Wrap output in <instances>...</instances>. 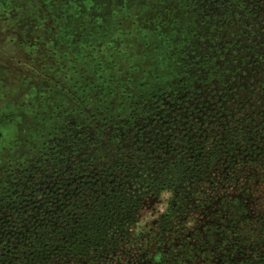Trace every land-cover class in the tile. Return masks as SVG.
I'll use <instances>...</instances> for the list:
<instances>
[{
  "label": "rangeland",
  "instance_id": "374dc122",
  "mask_svg": "<svg viewBox=\"0 0 264 264\" xmlns=\"http://www.w3.org/2000/svg\"><path fill=\"white\" fill-rule=\"evenodd\" d=\"M247 3L262 19L234 0H0V236L87 162H135L175 130L264 122V0ZM170 197H144L140 232Z\"/></svg>",
  "mask_w": 264,
  "mask_h": 264
},
{
  "label": "trees",
  "instance_id": "16d2710c",
  "mask_svg": "<svg viewBox=\"0 0 264 264\" xmlns=\"http://www.w3.org/2000/svg\"><path fill=\"white\" fill-rule=\"evenodd\" d=\"M241 7L261 18L258 4ZM174 134L144 172L85 175L57 192L10 263L264 264V208L248 205L264 197V122ZM144 191L171 195L148 233Z\"/></svg>",
  "mask_w": 264,
  "mask_h": 264
},
{
  "label": "flooded vegetation",
  "instance_id": "af4514ba",
  "mask_svg": "<svg viewBox=\"0 0 264 264\" xmlns=\"http://www.w3.org/2000/svg\"><path fill=\"white\" fill-rule=\"evenodd\" d=\"M234 1L238 2V4L234 6V8L245 6L248 4L247 3L248 0H234ZM256 19L259 18H257L256 16ZM260 19H262V15ZM188 125L190 126V124H187V126ZM188 128L190 127H187L186 129ZM182 131H186L189 136H194L193 132H196L197 129L196 131H193V128H191V130L184 129ZM182 131L175 130L174 132L180 133ZM174 132L171 134V136H173ZM168 138L171 137L169 136ZM168 138L166 142H164V144L162 145L157 144L156 146L157 148L151 152H148L144 157L143 156L133 157L135 158V162H133L132 160L119 159L117 160V162H114V164H110V165L99 164L97 166H93L92 163L87 162L83 167L75 168L70 174H68L66 178L56 179V181L51 182L45 188V190H40V192L38 193H40L41 198H32L34 200L22 203L25 206H20V210L17 211V216H18L17 218L22 223V228L20 230L21 232H19L20 227L17 226L18 225L17 223L19 221L14 220L13 224H10L13 225L12 230L6 229L5 236L4 235L0 236V243H4V246L0 248V262L2 264H11L10 259L17 258L19 256L18 255L19 251L23 249L22 242H24L25 239H30L35 229L37 228L36 222L38 220V217L42 216V214L47 210L48 206L51 205L52 200L55 197L54 195L57 194V192L62 193L65 190V187H67L70 184V182L75 181L76 178L82 179L83 176L85 175L95 176L101 172H107L109 170L125 173L127 174L126 176H129L128 171H132L133 167H136L138 170L144 172V170H146L149 164L153 161V158L156 159L159 153L166 150L164 146L167 143ZM161 139L165 141L164 137H162ZM155 154L156 156H154ZM136 161L138 162L136 163ZM125 170H127V172H125ZM132 179L136 180L135 182L138 183L140 180V174H137V172L133 173ZM146 192L148 193V191H144L145 194ZM9 205L11 206V208L15 206L14 204H9ZM40 220L43 221V217H40Z\"/></svg>",
  "mask_w": 264,
  "mask_h": 264
},
{
  "label": "snow or ice",
  "instance_id": "6c2138e0",
  "mask_svg": "<svg viewBox=\"0 0 264 264\" xmlns=\"http://www.w3.org/2000/svg\"><path fill=\"white\" fill-rule=\"evenodd\" d=\"M9 119L10 117L6 116L3 112H0V139L7 135L5 128ZM0 156H2V153H0ZM0 163H2V160H0Z\"/></svg>",
  "mask_w": 264,
  "mask_h": 264
}]
</instances>
